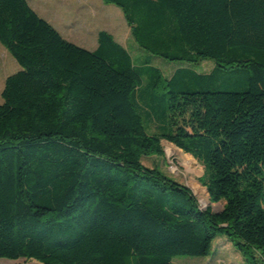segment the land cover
Listing matches in <instances>:
<instances>
[{
    "label": "trees",
    "instance_id": "trees-1",
    "mask_svg": "<svg viewBox=\"0 0 264 264\" xmlns=\"http://www.w3.org/2000/svg\"><path fill=\"white\" fill-rule=\"evenodd\" d=\"M103 1L144 56L104 31L86 50L28 0H0V43L21 67L0 105V260L173 264L223 235L264 264V0ZM153 57L184 66L168 77ZM163 141L203 166L221 212L143 164Z\"/></svg>",
    "mask_w": 264,
    "mask_h": 264
},
{
    "label": "rangeland",
    "instance_id": "rangeland-1",
    "mask_svg": "<svg viewBox=\"0 0 264 264\" xmlns=\"http://www.w3.org/2000/svg\"><path fill=\"white\" fill-rule=\"evenodd\" d=\"M30 6L40 17L48 21L69 42L93 51L98 46V34L107 32L132 55L142 57L145 53L138 48L126 22L123 11L103 0H28ZM152 65L170 77L182 62L169 61L153 57ZM211 60L203 61L193 68L200 73H209L214 68ZM186 66V65H185ZM21 70L15 58L0 43V105L3 103L2 92L8 76ZM164 156L143 157L147 167L159 166L175 181L187 186L198 200L202 210L212 208L221 212L223 204H212L207 189L202 185L201 178L204 168L193 156L184 153L167 141L162 142ZM206 200L208 203L206 204ZM40 264L37 261L20 260L17 262L0 260V264ZM244 259L236 246L220 235L213 244V253L209 257L178 256L173 264H243Z\"/></svg>",
    "mask_w": 264,
    "mask_h": 264
},
{
    "label": "bare ground",
    "instance_id": "bare-ground-1",
    "mask_svg": "<svg viewBox=\"0 0 264 264\" xmlns=\"http://www.w3.org/2000/svg\"><path fill=\"white\" fill-rule=\"evenodd\" d=\"M208 203V201L206 200V204Z\"/></svg>",
    "mask_w": 264,
    "mask_h": 264
}]
</instances>
